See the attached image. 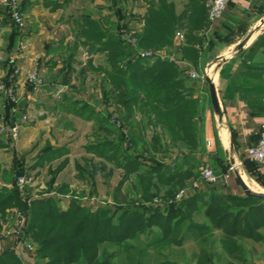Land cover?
<instances>
[{
  "label": "trees",
  "instance_id": "obj_1",
  "mask_svg": "<svg viewBox=\"0 0 264 264\" xmlns=\"http://www.w3.org/2000/svg\"><path fill=\"white\" fill-rule=\"evenodd\" d=\"M205 2L206 0L191 2L189 13H183L187 24L184 26L186 32L183 37L186 41L199 42V38L192 33L207 25ZM180 19L182 18L174 16L172 7L164 0L149 3L142 19L141 31L139 35H135V50L116 33L104 34L96 27L82 30L81 35L93 41L89 44V50L105 52L109 67L97 69L109 77L114 89L123 93L125 90V93L130 95L129 99L123 100V105L137 107L140 114L152 116L153 125L163 127L172 142H180L191 151L196 146L197 133L192 109L195 103L191 98L192 87L186 85L189 78L181 75L168 61L156 57L146 61L139 57L137 52L139 48L170 45ZM10 26L8 37L13 48L18 45L22 31L12 23ZM185 50L181 49L184 52ZM186 51L188 59L194 57L195 51L192 48ZM75 103L72 104L73 108L76 107ZM10 111L7 109L4 118L12 125L18 122L19 115ZM81 112H87L88 118L94 117L102 124L108 116L105 111L96 114L94 107L87 104L81 107ZM110 127H103V132L112 133L114 127ZM128 140L132 143L134 138L128 137ZM122 141L119 145H108L107 142L88 144L85 151L121 165L117 161V154L110 153L108 149H124ZM63 151L53 149L41 153L37 165L62 156ZM125 153L128 160L122 167L127 173L135 170L137 166L136 177L139 185L146 184L145 186L150 185L156 189L164 187L162 194L169 199L177 192L178 189L173 191L175 187L187 182L189 171L192 169L191 167L182 173H170L158 164L139 170L141 165L137 158L127 148ZM84 162V168L76 164L81 181L87 180L89 176L93 177L97 170L96 165L90 161ZM64 165L56 170L54 175ZM98 166L103 172L102 176L107 178L109 173L105 172V165L99 163ZM247 167L250 177L264 187V175L249 163ZM208 168L218 175L212 167ZM30 171L26 165L20 164L16 169V176ZM224 188L223 184H206L203 190H189L188 194L177 202L146 204L139 201L131 206L109 204L95 210L85 207L76 199H70L67 208L62 210L53 197H40L29 202L26 237L36 243L33 255L36 264H117V259L122 253L129 260L126 264H180L165 259L156 263H151L149 257L143 259L151 247L172 244L180 248L191 240H201L212 233H216L227 245L235 244V239L254 241L259 238L257 231L264 228V201L245 196L242 191L232 194ZM65 189L66 187L62 186L57 191L62 192ZM23 194H28V191L20 193L14 187H0V215L14 206L25 209ZM152 195L157 193L153 192ZM118 206L122 207L119 209ZM132 243L140 245L139 248L133 247ZM0 264L22 263L15 250H8L0 255Z\"/></svg>",
  "mask_w": 264,
  "mask_h": 264
},
{
  "label": "crops",
  "instance_id": "obj_2",
  "mask_svg": "<svg viewBox=\"0 0 264 264\" xmlns=\"http://www.w3.org/2000/svg\"><path fill=\"white\" fill-rule=\"evenodd\" d=\"M18 1L25 18V28L18 42L22 49L15 53L18 45L12 48L9 63L17 64L21 70L17 87L25 107L23 113L17 114L19 117L25 115L27 123L20 128L17 145H20L22 155L28 159L25 163L26 168L32 171L42 166L37 165L38 157H35L36 154L33 155L37 153L36 148L33 149L37 145V129L41 123L43 125L45 119L60 117L55 116L53 109L48 112V108H45L47 101H44L46 92L54 91L58 85L53 82L46 83L49 79H44L42 89L35 90V93L40 91L35 96L28 87H23V77L34 63L42 77L54 76L53 80H57L63 75H68L76 68V64L72 55L63 59L65 57L61 52L65 51L66 47H75L76 44L80 45L78 54H81L78 59L82 62L83 68L90 70L89 61L90 65L96 68L106 54L102 51L89 50V44L93 41L83 37L81 31L96 27L104 34L118 35V30L121 32L129 29L136 40L149 3H156V0ZM195 1L164 0L172 7L174 16L182 19L177 23L170 45L149 48L151 49L149 52L157 55L156 58L168 61L181 75H186V69L199 74L206 71L213 86L216 109L212 107L204 80L200 82L189 79L187 82L192 87L191 98L197 107L194 119L197 140L195 148L191 151L180 142H172L163 127L153 125L152 116L138 115L139 121H142L139 123L147 126L149 149L156 153V161L163 157L164 162L159 165L164 166L165 170H169L170 173H182L196 163L200 167H212L218 176L229 173L228 181L221 184L227 192L239 194L233 187L235 184L238 186L235 175L237 174L244 182V178L251 179L247 163L264 175V165L258 166L245 154L246 148L256 142L259 127L264 124V0H227L226 7L218 19L212 22L207 20L206 27L193 31L192 35L199 38V42L192 43L183 38L186 32L184 26H187L183 13H189V6ZM211 1L206 0L204 4L206 12ZM129 2L136 4L131 10L125 5ZM7 13L5 7L0 5V43L2 37L9 36L11 31ZM176 34H180L182 40L179 41ZM188 48L195 51L191 59L187 58ZM181 49L186 50L184 52ZM1 56L0 51V58ZM67 97L69 95L65 94L62 98ZM46 98L53 106L60 102ZM72 104H68L70 109H73ZM0 140L7 144L5 139ZM71 141L68 142L70 145L65 143L67 147L61 156L65 159V169L66 166H74L75 160L69 159L72 153L83 155L85 151L80 147L78 149L71 147L74 146ZM3 149L6 147L3 146ZM137 161L141 165L142 161L138 159ZM149 166L152 167L154 164ZM141 167L143 168L142 165ZM1 183L0 178V187H6L1 186ZM260 264H264V258Z\"/></svg>",
  "mask_w": 264,
  "mask_h": 264
},
{
  "label": "rangeland",
  "instance_id": "obj_3",
  "mask_svg": "<svg viewBox=\"0 0 264 264\" xmlns=\"http://www.w3.org/2000/svg\"><path fill=\"white\" fill-rule=\"evenodd\" d=\"M125 5L130 10L136 6L134 2H129ZM117 34L123 39V41L124 36L126 35L134 37L133 34L130 33L129 29L122 30L121 32L118 30ZM9 40L8 35H5L2 37V42L0 43V51L2 53L0 58V77L1 80L8 83V77L13 73V71H18V74L13 78V84L11 83L15 87L14 90L17 102L15 105L11 104L0 92V125L5 126L10 125L9 121L2 117L7 112V109H10L11 113L17 114V112L23 113L25 107L22 103V101H24L22 100L23 97L18 93L17 87V81L20 78L21 70L17 64L10 65L9 63L10 53L13 52H11L12 47L10 46ZM128 45L130 48L132 47L131 44ZM79 46L80 45L76 44L75 47H66V50H62L61 54L65 57L63 59L72 55L73 61H75L74 64H76L75 67L82 68H73L68 75H63L60 79L53 80V78H55L54 76L42 77L36 67V64L34 63L31 69H29L26 73L25 77H23V80L25 81H23V87H28L31 92H34V95L37 92H40L37 91L35 93V90L44 85V79H49L48 81L46 80V83L53 82L58 85L55 87L54 91H48L46 94L44 93V99H46L44 101H47L45 107L48 108L47 111L50 112V110L53 109L55 116L59 115L60 117H52L51 120L45 119V121H43V125L41 123L36 132L37 145L33 147V149L36 148L35 152L37 151V153H33V155L36 154L35 157L37 158L45 151H51L53 149L65 150L64 148L67 147V144L65 143H68L71 140V143L74 144V146L71 147H74V149H78L80 147L82 150H85V146L88 144H103L107 142L108 145H119L123 139L122 147L125 150L127 148L131 151L133 156H135L139 161H142L141 165L143 168L139 166L141 167V170H144L149 166V164L158 165L163 163V157L156 161V153L150 151L149 149L150 145L148 146L147 140L148 128H146V125L139 123L142 121H139L140 111L138 108L130 105L129 107H125L123 105V100L129 99L130 95L125 93V90L123 93V91L114 89L109 81V77L106 76L103 71L97 69L98 67H109L106 63V56L100 61L101 64L99 66L93 68L89 65L90 70L87 71L83 68L84 66H82V62L78 59L81 54H78ZM81 47L84 48L83 45H81ZM132 48L135 50V47ZM149 50L151 49L139 48L137 49V52L139 54ZM15 53H17L16 50ZM142 59L146 61L149 60L146 58ZM122 65H124V63H122ZM33 70H36L37 75L42 82V84L38 87L33 86L26 80L28 74ZM206 78H210V76L207 75ZM186 85H188V82ZM65 94L69 95L66 99L62 98ZM46 97L60 102L58 105L55 104L53 106L51 102H48L49 100H47ZM71 103H75L76 107L70 109L68 104ZM87 103H92L94 105L91 107H94L96 114H101L104 111L108 114L104 124L100 123L94 117L88 118L89 116L87 112H81V107ZM192 109L194 111L195 119L197 115V107L195 103L193 104ZM46 115L45 118H47ZM42 120L43 119H41V121ZM17 121L18 122L16 123L18 124L19 129L16 133V138H13L10 134L0 135V138L5 139V143H7L4 144V142L0 140L1 186H6L7 188L14 187V181L16 177L19 176H16V169L20 164L26 165L25 163L28 160L27 157L22 155L20 145H17V141L20 137V128L27 123V118L25 115H22L18 117ZM31 123L35 124L34 121H31ZM38 124H40V122H38ZM106 126L114 127V130L112 129V133L105 134L103 132L102 128ZM128 137L129 139L131 137L134 138L132 143L131 141L129 142ZM3 146H5L6 149H3ZM124 149H108L110 153L117 154V161L118 163H121V165H116L113 162L106 161L103 158L98 157L95 153L84 151L83 155L72 153L69 159L75 160L74 166H66V169L63 167L64 169H60L55 175L54 172L65 164V159L61 156L52 158L50 161H45L41 163L42 166L26 173L33 177V184L27 186L23 190L28 191V194H23L22 196L24 199L23 204L25 209L14 206L7 209L4 214L0 215V235L3 232L4 221L11 212L22 214L28 220L27 212L29 202L40 197H53L56 201H58V207L62 210L67 208L70 199H76L85 207H89L94 210L97 207L109 204H124L126 206H131L132 203L136 204L139 201L146 204L154 203L153 201L168 204L171 199L163 196L162 193L164 187H157L158 189H156L150 185L145 186L146 184L140 186L136 177L138 172L137 166L135 170L129 171V173H127V170L122 167V164L128 160ZM83 156L88 158L83 159ZM30 157H32V155H30ZM84 160H88L91 164L96 165L97 170H95L93 177L89 176L87 180L81 181L78 178L79 171L76 169V164L81 168H84ZM99 163L105 165V172L107 174L109 173L107 178L103 177V172L98 169ZM202 168L204 167L198 166L197 163L195 166L193 165V170L191 169V171H189L187 182H185L184 185H194L195 189L203 190L206 187V184L201 181L199 177V173ZM189 169L190 168H188V170ZM244 180L246 183L244 181L242 182L248 189L254 192L264 193V187L252 178H244ZM184 185L175 187L173 191L183 188ZM62 186L66 187L65 191L58 192L57 189ZM233 187H235L236 191L241 192L240 188H238L236 184ZM23 191L18 192L23 193ZM153 192H156L157 195L153 196ZM257 232L259 238L254 241L235 239L236 242L232 245H227L226 242H223L218 238L216 233H212L210 236L204 237L201 240H191L182 245L180 248L175 247L172 244H162L158 247H151L147 250V254L143 260H146L149 257L151 263H156L165 259L180 264H260V261L264 258V228ZM27 240L34 247L36 246V243L30 239ZM132 246L139 248L140 245L132 243ZM133 255H135V253ZM236 257L238 258L236 259ZM128 261L129 260L126 259L122 253V255L117 259V264H126Z\"/></svg>",
  "mask_w": 264,
  "mask_h": 264
},
{
  "label": "built area",
  "instance_id": "obj_4",
  "mask_svg": "<svg viewBox=\"0 0 264 264\" xmlns=\"http://www.w3.org/2000/svg\"><path fill=\"white\" fill-rule=\"evenodd\" d=\"M226 4L227 0H212L207 10L208 21L212 22L218 19L224 11ZM0 5L5 7L8 11V17L10 19V22L15 27L23 31L25 28V18L23 12L21 11L19 1L0 0ZM175 36L179 41L182 40V36L180 34H176ZM124 41L128 44H131L132 47H135V39L131 35L124 36ZM21 48L22 46L21 44H19L15 49L16 52H20ZM138 55L139 57L146 59H151L152 57L157 56H154V54L149 51L139 53ZM185 73L189 79L200 82L207 77L206 71H203L202 74H199L191 69H186ZM17 74L18 71H13V73L8 77V83L1 80L0 77V92L11 104L14 105L17 102V99L15 97V87L12 85V81L15 75ZM26 80L35 87H38L42 84L41 80L37 75L36 70H33L31 73H29ZM18 129L19 126L17 123L6 126L0 125V135L10 134L13 138H16V133ZM245 154L250 161L254 162L258 166L264 165V124L260 125L259 127L256 142L246 148ZM199 177L201 181H203L205 184L218 185L221 183L225 184L228 181L229 173H225L221 176H218L214 174L210 168L204 167L200 170ZM32 184L33 177L29 174L23 173L16 177L13 186L18 191H23L27 186H30ZM194 187V185H185L183 188L178 189L173 198L170 200V202L179 201L181 198L185 197L188 194L189 190L193 189ZM153 202L157 203V201ZM27 229V218L17 212H11L4 221L3 232L0 235V255L3 254L5 251L15 250L17 245L20 243L22 251L26 255L34 259L33 255L35 252V247L27 240Z\"/></svg>",
  "mask_w": 264,
  "mask_h": 264
},
{
  "label": "water",
  "instance_id": "obj_5",
  "mask_svg": "<svg viewBox=\"0 0 264 264\" xmlns=\"http://www.w3.org/2000/svg\"><path fill=\"white\" fill-rule=\"evenodd\" d=\"M204 82L207 86L208 89V95L210 98V102L212 104V107L216 109V102L214 99V91H213V86L209 78H204ZM235 180L240 187L241 191L245 196L255 198V199H260L264 201V193L263 192H254L246 187V185L242 182L240 177L236 174L235 175ZM120 209L121 206H118ZM15 254L19 258L22 264H36L35 260L28 255H26L22 249H21V244L19 243L15 249Z\"/></svg>",
  "mask_w": 264,
  "mask_h": 264
},
{
  "label": "bare ground",
  "instance_id": "obj_6",
  "mask_svg": "<svg viewBox=\"0 0 264 264\" xmlns=\"http://www.w3.org/2000/svg\"><path fill=\"white\" fill-rule=\"evenodd\" d=\"M256 34V33H255ZM217 67V66H216Z\"/></svg>",
  "mask_w": 264,
  "mask_h": 264
}]
</instances>
